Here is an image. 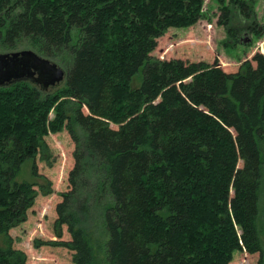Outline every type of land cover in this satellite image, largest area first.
I'll return each mask as SVG.
<instances>
[{
    "label": "trees",
    "instance_id": "1",
    "mask_svg": "<svg viewBox=\"0 0 264 264\" xmlns=\"http://www.w3.org/2000/svg\"><path fill=\"white\" fill-rule=\"evenodd\" d=\"M203 3L0 0V52L30 48L66 73L47 90L29 79L0 85V264H27L9 229L38 192L15 177L28 159L38 176L44 137L64 124L73 165L55 205V239L39 245L67 248L71 264H99L94 234L104 264H229L237 250L258 252L263 264L264 45L232 72L151 55L169 27L196 23ZM229 4L247 31L264 34L253 0ZM230 15L220 6L217 23L237 44Z\"/></svg>",
    "mask_w": 264,
    "mask_h": 264
},
{
    "label": "rangeland",
    "instance_id": "2",
    "mask_svg": "<svg viewBox=\"0 0 264 264\" xmlns=\"http://www.w3.org/2000/svg\"><path fill=\"white\" fill-rule=\"evenodd\" d=\"M253 3L256 21L259 25L264 26V0H253ZM222 5H229L231 8L230 26L236 32L237 44H234V37L228 34L227 28L217 23L219 8ZM248 24L249 21L244 20L229 4V0H204L202 17L191 26L169 27L157 39V45L151 55L161 59L183 58L210 63L217 61L223 70L236 71L242 62L251 60L255 52L263 51L264 34L256 36L249 29L247 31ZM251 62L254 65V62ZM138 82L139 78L137 77L133 81V85ZM62 83L63 81L54 86H59ZM83 111L88 112L86 107H83ZM52 115L53 113L50 114V116ZM111 126L117 127L116 125ZM44 139L46 144L34 159L38 176L32 175V161L28 159L22 164L15 177L16 181L35 182L38 194L33 206L27 211L26 219L10 228L9 234L13 242L12 245L25 251L27 264H71V251L67 248L39 244L54 235L52 223L55 218V205L61 199V192L67 189V175L73 165L74 144L65 124L60 131L46 134ZM48 188L51 189V192L45 194V190ZM65 227V225L62 227V237L67 240L70 235ZM257 227L264 264V170L259 191ZM5 242V236L0 234V245H5ZM92 242L95 247L96 262L104 264V251L100 238L94 234ZM258 259V252L248 253L245 250H237L233 253L229 264H258Z\"/></svg>",
    "mask_w": 264,
    "mask_h": 264
},
{
    "label": "water",
    "instance_id": "3",
    "mask_svg": "<svg viewBox=\"0 0 264 264\" xmlns=\"http://www.w3.org/2000/svg\"><path fill=\"white\" fill-rule=\"evenodd\" d=\"M65 76L60 64L33 49L0 52V85L26 78L41 90H47L64 81Z\"/></svg>",
    "mask_w": 264,
    "mask_h": 264
},
{
    "label": "crops",
    "instance_id": "4",
    "mask_svg": "<svg viewBox=\"0 0 264 264\" xmlns=\"http://www.w3.org/2000/svg\"><path fill=\"white\" fill-rule=\"evenodd\" d=\"M66 228V227H65ZM63 238V237H62ZM49 239H55V236L53 235L52 238H49ZM64 239V238H63ZM55 247H59V246H55ZM49 256L53 257L51 254H49ZM45 258V257H44ZM48 259H52V258H48ZM53 259L56 261V259L53 257ZM57 262V261H56ZM59 264V263H57Z\"/></svg>",
    "mask_w": 264,
    "mask_h": 264
}]
</instances>
